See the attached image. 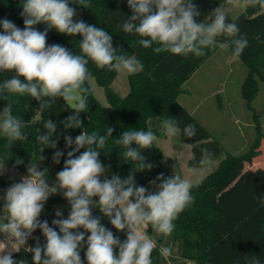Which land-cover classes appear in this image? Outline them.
I'll use <instances>...</instances> for the list:
<instances>
[{
    "label": "clouds",
    "instance_id": "9594fccd",
    "mask_svg": "<svg viewBox=\"0 0 264 264\" xmlns=\"http://www.w3.org/2000/svg\"><path fill=\"white\" fill-rule=\"evenodd\" d=\"M245 2L264 13V0ZM226 3L233 8L241 7V0H226ZM127 5L132 14L122 21V31L141 37L138 43L145 49L157 45L153 48L155 53L202 57L206 55V49L217 46L218 37H224L218 46L222 50L231 47L232 59L238 60L248 47L249 41L240 35L239 26L227 22L224 4L211 12L208 23L197 22L200 12L193 0H127ZM21 7L23 29L6 18L0 20L3 28L0 72L14 73L0 82V99L7 100L12 93L28 95L39 102V111L51 107L58 98L65 102L75 101L74 114L61 123L65 129H77L82 128L80 115L87 109L86 82L92 79L87 67L89 61L98 69L118 73L143 71V63L135 56L118 53L113 47V36L103 28L74 20L76 9L70 6V0H23ZM38 24L47 27L39 31L35 28ZM51 29L63 35L82 37L79 42L82 54H73L59 44L48 45L47 35ZM12 107L11 103H6L0 112V131L9 144L25 139L22 128L26 123L13 115ZM179 124L175 118L162 120L169 137L181 133ZM43 127L46 131L37 136L38 142L55 149L53 135L57 124L48 119ZM113 131L112 127H107L105 135L82 131L74 140L65 136V147L72 150L67 153L63 169L56 174L55 184L48 183L46 168L30 161L27 175L4 191L0 197L4 201L0 210V234L11 243L0 245V264H27L25 260H14L13 252H19L36 229L42 232L45 243L41 245L37 238L36 245L27 248L33 254L32 264H83L80 247L85 241V232L90 233L86 239L87 264H153L152 253L157 244L145 229L151 225V232L171 236L174 221L194 200L193 184L180 175L165 178L160 174L151 182L156 185V190L149 191L136 185V171L133 170L126 178L113 174L110 179L101 180L108 168L99 159L100 150ZM182 132L192 138L196 136L197 128L187 124ZM157 139L151 130H124L116 143L125 148L124 159L135 162L138 171H142L150 170L152 165L145 163L146 157L141 150L150 149ZM133 144L136 147H132ZM203 151L207 153V149ZM62 155V151H55L53 161L60 163ZM5 171V164L0 161V175ZM156 181L160 183L156 184ZM58 192L68 201L70 211L64 219L57 209V219L52 220L55 227H50L39 217L45 202ZM94 197H98V201ZM261 202L264 203V199ZM93 208H99L117 231L126 233L123 242L101 224L99 217L92 215ZM81 228L84 232L79 231ZM160 255L167 258L172 255V249L163 247ZM250 264L262 262L253 254Z\"/></svg>",
    "mask_w": 264,
    "mask_h": 264
},
{
    "label": "trees",
    "instance_id": "16d2710c",
    "mask_svg": "<svg viewBox=\"0 0 264 264\" xmlns=\"http://www.w3.org/2000/svg\"><path fill=\"white\" fill-rule=\"evenodd\" d=\"M23 0H0V20L8 19L23 29L22 12ZM196 4L200 16L197 22H210L211 12L220 4L227 5L226 0H193ZM70 6L76 9L74 20H83L89 25L103 28L113 36V47L117 48L118 53L128 56H135L140 60L144 69L136 74H129L127 77L128 93L121 98L111 88L117 72L108 69H98L91 61L88 68L95 83L103 89L107 106H102L92 95L88 81L87 109L81 113L82 128L65 129L61 121L74 114L73 108L67 105L63 99L58 98L49 108L39 111L40 105L35 99L28 95L9 94L7 100L0 99V112L6 103L12 104V113L17 118H21L26 124L22 128L25 139L8 143V139L0 131V160L9 166L27 175V166L30 161L37 164L40 168H46L47 179L50 185L55 184L56 174L63 169L64 161L67 159V153L72 148L65 147V136H71L73 140L81 132H98L105 135L107 127L114 129L112 137H109L99 159L108 170L101 180L105 177L111 178L113 174L126 178L130 171L134 173L137 186H144L149 191H155L153 180L150 177L152 171L163 174L159 169L153 166L163 159L162 152L154 144L150 149L141 150V154L146 157L145 163H150L152 168L138 171L136 163L131 160H125L123 153L125 148L116 143L124 130H151L156 125L162 123L165 117L175 118L180 121L179 127L181 133L180 139L183 143L191 145L192 157L187 162L188 168L201 167L206 159L215 160L222 154V148L219 143L211 139L208 130L178 101V96L183 92V84L199 69V67L209 59L217 50L219 42L224 41V37H218V44L214 49H206V55L195 57L191 54L174 55L170 52L155 53L153 48L145 49L138 41L141 39L134 33H124L120 27L122 21L130 16L131 9L127 5V0H70ZM240 29V35L245 36L249 43L241 54L239 61L246 68L247 74L240 87V95L248 110L252 111L251 102L258 93V82L264 84V13L258 7L246 5L241 14L234 18ZM47 26L38 24L35 28L44 31ZM3 28L0 26V34ZM82 39L79 35L71 37L58 33L55 29L48 31L47 44H59L68 48L73 54H82L79 49V42ZM232 54V48L228 49ZM14 73L0 72V82L10 78ZM51 119L57 124V131L53 135L56 141V148L47 147L38 142L37 136L46 130L43 125ZM187 124H193L197 128L196 136L188 138L183 135L182 129ZM255 138L244 153L237 155H226L218 166L209 173L202 181L194 185L191 192L194 197L193 202L188 206L174 221L175 229L171 236L164 237L151 232V225L147 226L149 236L156 241L157 247L152 253L153 264H233V260L227 254H218L215 250V229L214 224L220 217V206L214 203L213 186L218 184L235 166L241 162H247L259 154L261 141L264 140V133L259 126L255 125ZM74 147V145H73ZM132 147H136L135 144ZM207 149V153L203 150ZM62 151L64 155L60 158V163H55L52 159L55 151ZM84 149H81V152ZM76 155H79L77 153ZM44 157L42 160L41 157ZM19 161V163H18ZM201 161H204L201 163ZM149 173V174H148ZM164 176V175H163ZM1 185V194L7 189L6 184ZM242 198V197H241ZM98 201V197H94ZM4 203V201H3ZM247 203V202H246ZM244 199L228 201L225 204V210L229 215H235L238 222L243 223L247 217L256 212V207L246 204ZM59 209L62 217L67 219L70 205L63 197L62 193H57L49 197L45 202L44 209L39 219L47 221L50 227L52 220L57 219L55 212ZM92 215L99 217L101 224L111 230L113 234L123 242L126 239V233L117 231L110 223L109 219L100 212L99 208L92 209ZM256 224L258 232L244 238L231 234L230 240L235 245L244 246L250 256L255 254L258 258V248L256 244L259 241L264 242V218L257 214ZM251 217V216H250ZM249 218V217H248ZM252 218V217H251ZM59 231L58 228L55 229ZM84 232V229H79ZM90 233L85 232V241L80 247V256L83 264H87L85 252L87 250L86 239ZM43 245L45 237L40 229H36L28 238L27 244L19 249V252L13 253L14 260H25L27 264H32V253L27 250L37 243ZM0 242H10L3 234H0ZM163 247H170L172 255L164 258L160 255ZM262 264H264V245L262 248ZM118 253V248L115 249ZM216 255V256H215ZM215 256V258H214Z\"/></svg>",
    "mask_w": 264,
    "mask_h": 264
},
{
    "label": "rangeland",
    "instance_id": "374dc122",
    "mask_svg": "<svg viewBox=\"0 0 264 264\" xmlns=\"http://www.w3.org/2000/svg\"><path fill=\"white\" fill-rule=\"evenodd\" d=\"M246 5L245 0H241L239 8L226 5L227 22H231L241 14ZM246 74V68L239 59L233 60L228 49L219 48L183 84V92L177 98V101L208 130L211 139L219 143L222 148L221 156L215 160L206 159L199 168H188L187 162L192 157L191 145L183 143L179 134L176 137L167 136L161 123L151 128L158 137L154 145L163 155V159L153 166L154 169H159L165 178L180 175L182 178L189 179L194 186L211 173L226 155H237L248 150L255 138L256 124L264 133V84L258 82V93L251 102L253 110H248L240 95V87ZM128 75L117 72L111 84L112 90L121 98L125 97L129 91ZM88 85L100 105L107 106L103 89L95 83L93 78L88 81ZM75 103V101H68L67 105L74 108ZM4 164L6 171L0 175L2 184L9 187L26 176L5 162ZM158 175L160 174L152 171L150 177L154 181ZM159 183L160 181H156V184ZM153 188L156 190L155 184ZM1 189L0 185V197H3ZM213 192L214 203L220 206L221 211L218 221L214 224L217 255L227 254L232 258L233 264H250L251 256L247 249L242 245L233 244L230 235L248 238L258 232L257 214L264 218V203L261 202L264 199V140L261 141L259 154L250 161L233 166L231 171L213 186ZM239 198L240 201L244 199L246 204L256 207V212L250 214L252 218L248 216V220L243 223L238 222L239 219H236L235 215L231 216L225 210L227 200L232 202ZM2 207L3 200L0 199V210ZM259 242L260 244H256L258 259L262 260L263 252L260 248L264 242ZM187 264L194 263L187 262Z\"/></svg>",
    "mask_w": 264,
    "mask_h": 264
},
{
    "label": "crops",
    "instance_id": "0c3cea01",
    "mask_svg": "<svg viewBox=\"0 0 264 264\" xmlns=\"http://www.w3.org/2000/svg\"><path fill=\"white\" fill-rule=\"evenodd\" d=\"M11 242H0V245H4V244H10ZM8 248L10 249V245H8ZM15 252V251H14ZM13 252V253H14Z\"/></svg>",
    "mask_w": 264,
    "mask_h": 264
}]
</instances>
